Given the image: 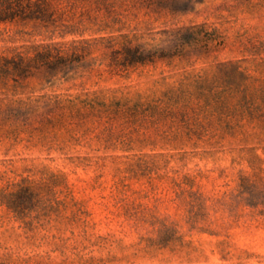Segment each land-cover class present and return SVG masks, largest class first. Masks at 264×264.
Returning <instances> with one entry per match:
<instances>
[{
	"label": "rangeland",
	"instance_id": "rangeland-1",
	"mask_svg": "<svg viewBox=\"0 0 264 264\" xmlns=\"http://www.w3.org/2000/svg\"><path fill=\"white\" fill-rule=\"evenodd\" d=\"M183 4L187 11L182 14L141 11L125 23H85L76 35L55 36L53 42L120 41L125 35L163 46L162 30L206 24L224 36V46L208 56L192 48L170 65L127 71L112 70L99 50L93 54L97 62L73 79L46 82L33 76L25 84L26 96H158L185 76L212 80L222 63L264 79L259 0ZM46 41L45 33L33 32L31 25L0 24V52ZM116 135L123 137L113 143L91 135L64 151L57 145L0 143V191L15 192L23 185L35 194L30 202L27 193L21 195L27 206L22 218L0 202V261L264 264V125L213 130L194 146L152 131L126 135L117 130Z\"/></svg>",
	"mask_w": 264,
	"mask_h": 264
},
{
	"label": "trees",
	"instance_id": "trees-1",
	"mask_svg": "<svg viewBox=\"0 0 264 264\" xmlns=\"http://www.w3.org/2000/svg\"><path fill=\"white\" fill-rule=\"evenodd\" d=\"M259 1L264 8V0ZM141 11L174 15L187 10L183 0H0V24L31 25L33 32L45 33L48 40L0 52V143L24 141L49 149L57 145L64 151L91 135L105 143L116 142L123 137L116 135L118 130L126 135L152 131L194 146L213 130L234 132L246 123L264 125V79L253 78L235 63L220 64L212 80L185 76L158 96H26L25 84L33 76L41 75L46 82L73 79L97 62L93 54L99 50L108 57V67L127 71L158 62L170 65L192 48L208 56L224 46V36L206 24L162 30L163 46L125 35L120 41L100 37L53 42L55 36L76 35L82 24L125 23ZM222 73L229 75L221 77ZM24 193L29 202L35 197L23 185L15 192L0 191V202L17 218L27 209L21 199Z\"/></svg>",
	"mask_w": 264,
	"mask_h": 264
}]
</instances>
